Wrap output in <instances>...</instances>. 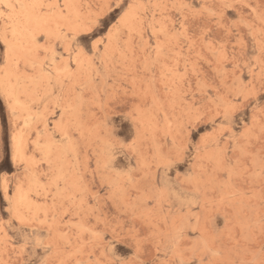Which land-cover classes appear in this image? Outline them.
<instances>
[{"label": "rangeland", "instance_id": "1", "mask_svg": "<svg viewBox=\"0 0 264 264\" xmlns=\"http://www.w3.org/2000/svg\"><path fill=\"white\" fill-rule=\"evenodd\" d=\"M21 2L28 0H3ZM77 2L85 5V21L88 12L106 24L116 15L107 6L117 0ZM129 2L161 6L154 9V22L151 12L145 17L148 26L142 39L140 28L134 30L121 69L124 83L113 81L121 91L129 89L127 100H133L134 93L139 101L138 135L131 120L113 116L111 109L99 110L87 66L82 74L64 81L61 65L67 62L66 53L63 60H54L51 53L47 60L42 56L35 69H29V78L13 79L11 105L0 97V264L42 259L61 264L68 259L64 242L71 243L73 252L91 250L93 241L101 243L90 235L96 229L108 239L115 235L125 241L117 244L118 254L131 258L136 226L145 235L151 231L153 244L161 248L180 229L191 236L197 228L205 239L216 241L214 251L221 253L217 259L260 264L264 260L259 251L264 243V0ZM181 4L205 6L203 23L211 29L206 33L210 47L201 39L190 52L191 41L172 31L173 25L179 31L184 15L173 6ZM8 11L0 5V12ZM191 25L189 21V32ZM77 86L83 89V101ZM66 106L72 111L64 112L61 123L59 113ZM118 107L127 111L134 105ZM225 110L234 113L228 122ZM106 119L137 140L134 150L125 148L114 162L105 138ZM225 157L235 166L228 183L214 171ZM172 159L180 163L167 168ZM148 176L153 182L157 178L168 182L163 207L142 206L150 195L144 191ZM165 220L167 230L161 231ZM25 235L29 247L21 251ZM49 245L51 250L46 251Z\"/></svg>", "mask_w": 264, "mask_h": 264}, {"label": "snow or ice", "instance_id": "2", "mask_svg": "<svg viewBox=\"0 0 264 264\" xmlns=\"http://www.w3.org/2000/svg\"><path fill=\"white\" fill-rule=\"evenodd\" d=\"M0 5L6 10H10L7 15L0 12V18H2L0 74L3 76V79H0V97H3L11 105L15 97L14 89L9 85L13 79L18 82L21 76L29 78V69H35L36 61L42 56L47 60L48 54L51 53L54 60H63L66 53L67 62L61 65L62 72L66 73L64 81L67 82L71 76L82 74L87 66L90 69L89 84L94 86L91 91L99 100V110L111 109L113 116H123L125 120H131L136 124L137 135L139 134V122L136 119L137 111L140 108L139 101L135 98L134 93V99L127 100L129 89L125 87L121 91L113 81L119 80L124 83L121 69L124 67V58L129 53L128 44L134 30L136 27L140 28L142 39V34L148 26L145 17L151 12V19L154 22L156 19L154 9L161 7L159 4L151 5L131 3L129 0H117L115 4L110 3L107 6L110 12H116V15L107 24L99 16L92 17L91 12L87 13L89 19L85 21V5L78 3L77 0H63V2L61 0H28L26 3L21 2L15 5L3 3V0H0ZM164 7L167 8L168 5H164ZM173 7H178L184 15L179 21V31H176L175 25H173L172 31L179 39L191 41V44L188 45L189 51L191 52L196 42L201 39L205 45H208L211 37L206 33H211V29L206 28L203 23L206 19L204 16L205 6L195 7L190 4H181ZM225 7L228 6L225 5ZM189 21H192L191 32H189ZM156 34L154 31L153 35ZM208 46L210 47V45ZM57 49H62V52L58 53ZM56 75L59 77L60 73L58 72ZM84 87L87 88L88 85ZM60 89L62 96V83ZM76 91L81 93L79 98L83 101V89L77 86ZM245 99H249V97L245 96ZM120 103L126 105L131 103L134 107L126 111L118 107ZM65 111H72V108L66 106L59 113L62 118L61 123H63ZM233 114V111L225 110L223 112L224 121L228 122ZM79 117L83 122L85 116L82 102ZM164 118L167 119L166 114ZM104 128L107 130L105 138L111 149L113 162L125 148L129 151L135 149L136 136H126L123 131H117L115 124L109 119L104 121ZM15 159L14 155L13 162ZM261 161L264 162V148L261 149ZM179 163V159H172L167 168ZM249 166H251V161H249ZM234 167L231 160L225 157L217 162L214 171L218 174L222 173L220 178L223 182L228 183L232 180ZM146 180L144 191L150 195L142 202V206L148 209L157 206L163 207L166 202L168 182L161 181L159 178L153 182L151 176L146 177ZM8 191L5 188V196L8 195ZM11 211L10 207L9 212L11 213ZM179 211L178 209L177 212L179 213ZM133 219L136 218L133 217ZM11 222L9 220V223ZM21 223H24L22 219ZM167 224V220L160 224L161 231L167 230ZM84 231L89 232V229L86 228ZM90 235L96 237L101 243L97 244L93 241L91 250L84 247L73 252L71 243L64 242L62 247L68 253V259L62 261L61 264H242L239 260L217 259L221 253L214 251L216 241L205 239L197 228L192 229L191 236L184 229H180L171 242L161 248L159 244H153L151 231L145 235L143 228L136 226L135 251L131 258L127 254H118L117 244L125 241L117 240L115 235L108 239L105 232L98 229L92 230ZM21 239L23 242L19 246L23 251L24 248L29 247V237L25 235ZM36 246L42 245L37 242ZM51 247V245L46 246V251H50ZM259 251L264 255V243H261ZM83 255H87L88 259H81L80 257ZM18 264H48V262L46 259L38 262L25 260ZM260 264H264V260Z\"/></svg>", "mask_w": 264, "mask_h": 264}, {"label": "bare ground", "instance_id": "3", "mask_svg": "<svg viewBox=\"0 0 264 264\" xmlns=\"http://www.w3.org/2000/svg\"><path fill=\"white\" fill-rule=\"evenodd\" d=\"M8 3V2H7ZM10 4V3H9ZM17 83V82H16ZM15 96V95H14ZM18 98V97H17ZM15 99V98H14ZM14 101V100H13ZM15 101H18L17 99L15 100ZM20 103V102H19ZM15 105H19V104H15ZM23 118V117H22ZM22 134V133H21ZM20 137H21V135H20ZM20 137H18V138H20ZM15 139H17V138H15ZM26 139V138H25ZM16 141H18V143H19V140H16ZM25 143H26V141L25 140H23ZM15 143V145H16V142H14ZM21 140H20V145H21ZM24 145H22V147H23ZM18 147V146H17ZM16 147V149H19L20 148V146H19V148H17ZM22 149H24V148H21L20 150L22 151V153H23V150ZM18 151L19 150H17V155L19 156L20 154L18 153ZM20 152V151H19ZM21 153V152H20ZM21 156H23L22 154H21ZM22 161V160H21ZM25 161H26V159H25ZM29 179V178H28ZM33 181V180H32ZM31 182V181H30ZM30 188V187H29ZM28 190V189H27ZM23 191V190H22ZM30 191V190H29ZM23 192H25V191H23ZM31 193V192H30ZM19 195V194H18ZM16 197H18V196H16ZM18 198H20V197H18ZM27 201V200H26ZM20 202V201H19ZM23 203H25V202H23ZM23 205V204H22ZM20 207V206H19ZM16 210V209H15Z\"/></svg>", "mask_w": 264, "mask_h": 264}]
</instances>
